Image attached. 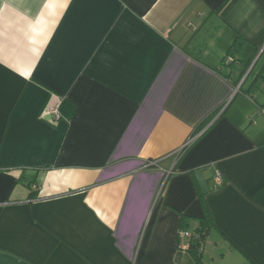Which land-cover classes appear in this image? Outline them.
<instances>
[{"label":"crops","instance_id":"crops-1","mask_svg":"<svg viewBox=\"0 0 264 264\" xmlns=\"http://www.w3.org/2000/svg\"><path fill=\"white\" fill-rule=\"evenodd\" d=\"M258 107L264 0H0V264H264Z\"/></svg>","mask_w":264,"mask_h":264},{"label":"trees","instance_id":"trees-1","mask_svg":"<svg viewBox=\"0 0 264 264\" xmlns=\"http://www.w3.org/2000/svg\"><path fill=\"white\" fill-rule=\"evenodd\" d=\"M211 117L212 115H209L201 123H199V125L195 128V131L203 127L207 123V121L211 119ZM27 187L29 188V197H33L35 195L34 187L30 186V184H27ZM209 226L210 222L208 220V210L206 209V206H204V215L197 227L194 229V232L191 233V237L188 239L189 247L187 248V250L193 255L194 264H204L202 260V247L207 237ZM178 244L179 240L177 238V245Z\"/></svg>","mask_w":264,"mask_h":264},{"label":"built area","instance_id":"built-area-1","mask_svg":"<svg viewBox=\"0 0 264 264\" xmlns=\"http://www.w3.org/2000/svg\"><path fill=\"white\" fill-rule=\"evenodd\" d=\"M233 62V58L231 56H225L224 59H223V63L225 64H229ZM238 90V87L235 88L234 92H236ZM264 112V109L261 108V107H258L257 108V113L258 114H261ZM54 118H59V113L57 111V109L55 108V111H54ZM192 140V138H189L185 143L184 145L179 149L177 150V152L179 153L181 151V149L184 147V146H187L189 144V142ZM214 181L216 184H219L221 183L222 181V178H221V174L220 172H216L215 175H214ZM191 237V232L189 231H186V230H180L178 231L177 233V238L179 240V244L177 245V247L181 250H187V248L189 247V242H188V239Z\"/></svg>","mask_w":264,"mask_h":264},{"label":"rangeland","instance_id":"rangeland-1","mask_svg":"<svg viewBox=\"0 0 264 264\" xmlns=\"http://www.w3.org/2000/svg\"><path fill=\"white\" fill-rule=\"evenodd\" d=\"M175 152H177V151H175ZM178 153V152H177ZM151 161H153V160H151Z\"/></svg>","mask_w":264,"mask_h":264}]
</instances>
